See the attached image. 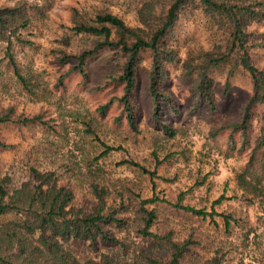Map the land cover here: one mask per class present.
Here are the masks:
<instances>
[{"label": "rangeland", "instance_id": "rangeland-1", "mask_svg": "<svg viewBox=\"0 0 264 264\" xmlns=\"http://www.w3.org/2000/svg\"><path fill=\"white\" fill-rule=\"evenodd\" d=\"M124 2L127 0H0V6H25L29 20L18 34L31 42L14 38L12 42L17 67L28 82L26 89L8 62L6 41L0 40V110L12 106L16 114H40L43 121L27 125L0 122V140L9 144L8 149H0V184L18 187L30 168L52 172L57 183L70 190L71 206L85 212L97 206L93 188L97 187L105 207L125 223L105 226L117 240L112 244L101 240L95 245L80 240L66 243L81 261H99L106 255L112 264H153L154 259H168L169 242H175L185 248L182 264H264V202L243 192L235 179L260 133L262 107L255 109L249 141L243 148L239 133L234 135V147L229 129L213 134L242 114L252 92L250 75L239 66L228 77L230 65L225 64L211 76L212 104L199 105L181 78V61L188 51L208 49L224 36L201 8L180 13L167 38L178 59L165 65L163 87L177 110L163 102L160 123L153 116L147 90L150 53L141 55L137 133L125 122L115 121L121 110L116 102L104 114L98 110L121 90L109 83L116 63L108 51L86 61L87 80L69 72L72 62L58 61L56 49L69 52L88 44L85 36L72 31L73 8L107 9L128 26L140 27L134 7L128 8ZM249 29L262 32L264 23H252ZM64 38H68L67 45ZM250 57L264 71V46L253 48ZM161 123L174 135L166 133ZM106 146L114 149L102 155ZM176 205L213 215H196ZM151 211L155 216L146 229ZM225 215L230 217L228 228ZM16 218L14 214L0 215V223Z\"/></svg>", "mask_w": 264, "mask_h": 264}, {"label": "trees", "instance_id": "trees-1", "mask_svg": "<svg viewBox=\"0 0 264 264\" xmlns=\"http://www.w3.org/2000/svg\"><path fill=\"white\" fill-rule=\"evenodd\" d=\"M124 3L128 8L134 7L140 27L128 26L107 9L98 8L89 12L73 8L72 31L75 35L85 36L88 44L84 49L69 52L64 48L56 49L58 61L72 62L69 72L78 73L87 80L86 61L108 51L110 60L116 63V71L108 76L109 83L121 90L99 105L98 110L104 114L116 102L121 110L115 121L119 124L125 122L137 133V69L141 55L146 51L150 53L147 90L154 105L153 116L159 121L163 102H169L177 110L172 103L174 99L163 87L165 65L178 59L177 51L167 45V38L180 13L189 8H201L212 24L223 30L224 36L208 49L188 51L181 61V78L191 88L195 105L212 104L210 87L215 70L225 64L230 65L228 77L239 66L248 71L252 92L243 105L242 114L233 122L217 127L213 134L229 129L234 147V135L239 133L242 136L240 147L243 148L249 141L255 109L262 107L258 116L260 133L250 149L246 165L236 173L235 179L243 192L264 202V71L256 67L250 57L253 48L264 46V31L249 29L252 23H264V0H127ZM28 20L25 6H0V40L6 41L8 62L26 89H29L28 82L17 67L12 42L14 38L17 42L31 43L18 34L19 30L26 28ZM63 40L67 45L68 38ZM37 121L43 122L40 114H16L12 106L0 110V122L3 123L27 125ZM161 124L166 133L174 135L171 128ZM88 131L92 133L90 127ZM8 148L9 144L0 140V149ZM112 149L106 146L102 155ZM93 188L98 199L97 206L93 211L85 212L71 206L70 190L59 185L52 172L30 168L27 179L18 187L6 188L0 184V215L14 214L17 217L0 223V264H112L106 255L99 261H81L65 246L71 240L90 245L99 240L109 244L117 241L105 226L122 227L124 219L106 208L100 191L95 186ZM176 206L196 215H213V212L203 209ZM154 216L153 211L149 212L145 220L146 229ZM223 217L228 228L230 217ZM169 243L170 257L166 260L154 259L153 264H182L185 248L175 242Z\"/></svg>", "mask_w": 264, "mask_h": 264}]
</instances>
